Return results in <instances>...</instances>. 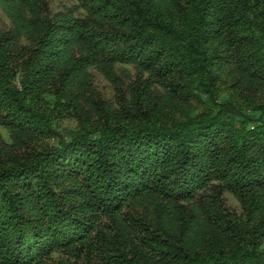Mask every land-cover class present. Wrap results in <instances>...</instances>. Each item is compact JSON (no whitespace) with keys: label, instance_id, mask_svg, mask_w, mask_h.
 I'll return each instance as SVG.
<instances>
[{"label":"trees","instance_id":"trees-1","mask_svg":"<svg viewBox=\"0 0 264 264\" xmlns=\"http://www.w3.org/2000/svg\"><path fill=\"white\" fill-rule=\"evenodd\" d=\"M76 1L0 0V264H264V0Z\"/></svg>","mask_w":264,"mask_h":264},{"label":"rangeland","instance_id":"rangeland-1","mask_svg":"<svg viewBox=\"0 0 264 264\" xmlns=\"http://www.w3.org/2000/svg\"><path fill=\"white\" fill-rule=\"evenodd\" d=\"M50 3V7L52 11L56 12L64 9L65 7L75 8L78 6V2L76 0H48ZM77 14H84L85 10L83 8L77 9ZM0 24L4 27H9L11 25V21L8 16L2 11L0 8ZM96 83L99 86L100 90L104 94V96L108 98L114 97V90L110 84V82L100 73L96 72ZM65 126H73L72 123L66 122ZM0 131L3 134L4 138L9 139V133L0 126ZM64 132V131H63ZM225 205L228 209L235 211L237 213H241V206L236 197L230 193L226 192L224 194ZM62 253L58 252L54 254L53 262L54 264H61L60 259L62 258Z\"/></svg>","mask_w":264,"mask_h":264}]
</instances>
